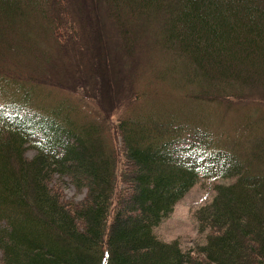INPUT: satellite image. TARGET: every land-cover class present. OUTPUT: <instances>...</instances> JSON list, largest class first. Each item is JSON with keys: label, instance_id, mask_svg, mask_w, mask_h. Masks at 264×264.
<instances>
[{"label": "trees", "instance_id": "trees-1", "mask_svg": "<svg viewBox=\"0 0 264 264\" xmlns=\"http://www.w3.org/2000/svg\"><path fill=\"white\" fill-rule=\"evenodd\" d=\"M201 103L264 107V0H0V264H264L263 122L217 142ZM200 176L228 180L184 250L154 228Z\"/></svg>", "mask_w": 264, "mask_h": 264}, {"label": "rangeland", "instance_id": "rangeland-1", "mask_svg": "<svg viewBox=\"0 0 264 264\" xmlns=\"http://www.w3.org/2000/svg\"><path fill=\"white\" fill-rule=\"evenodd\" d=\"M161 81L167 84L168 86L171 85L170 77H166ZM252 82L254 83V81ZM188 85V87L192 86L190 84ZM40 95L49 103L52 100L58 101L59 99H65L69 101L76 107L75 117H77V119L81 122H83L81 117H84L85 115L88 117V119H92L94 117L93 108L88 104H84L83 100H81L77 96L79 94H70L65 90L61 91V89L49 90L44 88L40 91ZM164 96L168 99L172 98V100H170V103L174 106L180 105L182 107H185L186 105L185 99H183L178 92L176 93L175 91H173L171 93L164 94ZM46 101L44 102L47 103ZM150 104L151 102L149 100H141L130 109V112H147ZM193 106L194 105L191 104V107ZM200 108V113L205 121L204 124L211 126L214 135L217 137V142L222 141L228 144H234L238 141H243V139H245V134L243 135V133L245 132L242 133L237 127H246L248 120L246 116L252 117L251 119L254 120L253 123H255V125L256 122L260 120H262L263 122V126H260L259 132L252 134L250 137H246L248 138V140H250V143L254 146V141L255 139H257V136L261 134L264 135V107L260 108L257 115L255 112H253V114L252 112L249 113V109L247 106H238L233 109L243 115H236L235 111H231L226 115V117L221 114L223 112V109L215 103H201ZM245 113L246 116L244 115ZM122 114H124L122 110L115 111L111 118L112 122H117V119ZM251 125L254 126V124ZM37 139V137H32L30 138V141L26 144V154L29 157H31L35 153V148L32 144H34L35 140ZM244 145L246 146L247 144L244 143ZM246 149L247 148L244 147L241 149V153L244 154L245 157L249 156L250 154L247 153ZM250 161H252V164L250 166L251 169L256 165V167H263L262 165H260V163H255V160ZM58 178L59 176L56 175L53 179V182H56ZM226 180L228 179H219L215 178L214 176H200L198 181L191 187V189L179 201L176 202L170 216L154 228L155 234L160 239L165 241L178 239L181 248L184 250L186 248L193 247L196 243L203 242V236H201L197 232V226L192 215V211L196 209L199 205H202L211 200L214 183L227 182ZM62 188L66 198L69 199L80 200L85 195V190L80 193H77L75 191V188L73 187V185H71L69 179L66 176L62 178Z\"/></svg>", "mask_w": 264, "mask_h": 264}]
</instances>
